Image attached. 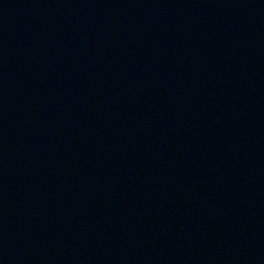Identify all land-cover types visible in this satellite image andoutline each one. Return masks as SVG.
Returning <instances> with one entry per match:
<instances>
[{
  "label": "water",
  "instance_id": "95a60500",
  "mask_svg": "<svg viewBox=\"0 0 264 264\" xmlns=\"http://www.w3.org/2000/svg\"><path fill=\"white\" fill-rule=\"evenodd\" d=\"M0 264H264V0H0Z\"/></svg>",
  "mask_w": 264,
  "mask_h": 264
}]
</instances>
